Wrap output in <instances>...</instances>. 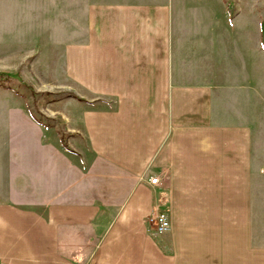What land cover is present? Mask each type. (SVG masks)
<instances>
[{
	"label": "crops",
	"instance_id": "obj_1",
	"mask_svg": "<svg viewBox=\"0 0 264 264\" xmlns=\"http://www.w3.org/2000/svg\"><path fill=\"white\" fill-rule=\"evenodd\" d=\"M182 3L70 0L85 21L69 38L71 59L92 49L118 67L102 74L101 105L70 104L75 154L11 110L0 264H264L246 88L237 107L223 91L221 31L212 57V35ZM148 59H163L160 71H144ZM153 82L158 98L146 103ZM131 95L145 98L128 104ZM157 212L169 222L160 234L147 221Z\"/></svg>",
	"mask_w": 264,
	"mask_h": 264
},
{
	"label": "rangeland",
	"instance_id": "obj_2",
	"mask_svg": "<svg viewBox=\"0 0 264 264\" xmlns=\"http://www.w3.org/2000/svg\"><path fill=\"white\" fill-rule=\"evenodd\" d=\"M176 1L178 6L183 2L190 22L196 20V28L200 30L204 24L206 35H212L209 48L212 57L221 31V70L227 74L226 80H222L223 91L228 92L231 102L236 101L237 107L244 101L240 89L246 88L243 119L252 125L253 168L257 171L253 230L260 237L259 233L264 234V171L258 172L259 164L263 162L264 166V0ZM78 14L70 15V0H0V74L11 76L6 86L0 85V198L6 187L11 110H23L50 130L54 142L75 154L68 144L76 147L79 141L70 131V104L101 105L102 74L118 67L117 62L106 63L109 59H94L92 49H89V57L83 49L80 53L77 50L78 57L71 59L69 38L77 34L83 27L81 22H85L80 12ZM125 60L129 66V60ZM162 61L148 59L144 71L151 73L157 68L160 71ZM184 67L189 70V60ZM155 85L153 82L146 103L157 100ZM86 86L91 87L93 95L78 96V93L90 92ZM117 87V83L109 85L111 91ZM105 98L113 103L118 97ZM125 98L128 104H140L145 97ZM90 147L89 151H94L93 146Z\"/></svg>",
	"mask_w": 264,
	"mask_h": 264
},
{
	"label": "built area",
	"instance_id": "obj_3",
	"mask_svg": "<svg viewBox=\"0 0 264 264\" xmlns=\"http://www.w3.org/2000/svg\"><path fill=\"white\" fill-rule=\"evenodd\" d=\"M146 181L150 184H155L157 181L156 177H147ZM148 223L154 226L156 233L160 234L168 230L169 222L164 212H157L152 214L147 219Z\"/></svg>",
	"mask_w": 264,
	"mask_h": 264
},
{
	"label": "trees",
	"instance_id": "obj_4",
	"mask_svg": "<svg viewBox=\"0 0 264 264\" xmlns=\"http://www.w3.org/2000/svg\"><path fill=\"white\" fill-rule=\"evenodd\" d=\"M0 78H1L0 79V85L6 86L8 84V80H9V78H11V76L9 74L3 73V74H0ZM5 83H6V85H5Z\"/></svg>",
	"mask_w": 264,
	"mask_h": 264
}]
</instances>
